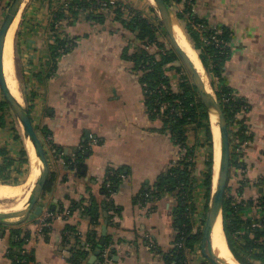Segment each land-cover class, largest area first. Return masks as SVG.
Returning <instances> with one entry per match:
<instances>
[{"label":"crops","instance_id":"obj_1","mask_svg":"<svg viewBox=\"0 0 264 264\" xmlns=\"http://www.w3.org/2000/svg\"><path fill=\"white\" fill-rule=\"evenodd\" d=\"M62 1L25 0L16 18V71L38 134L54 155L53 183L42 199L43 212L63 213L74 203L88 205L91 196L100 199L108 174L122 172L124 178L113 197L116 222L107 212L111 216L107 231L115 248L110 264H168L165 255L173 251L179 232L178 198L168 193L148 200L140 196L182 160L183 152L163 130V120L151 115L141 75L126 57V47L134 53L136 35L120 30L109 18L104 27L80 20L68 29L76 48L58 59L56 74L47 78L51 21ZM8 4V0L0 3V21ZM196 13L211 24L228 26L233 34L220 84L246 103L247 111L240 115L249 141L241 164L245 173L241 178L236 174L233 182L244 186L242 198L250 200L264 193V0H198ZM21 144L9 127L0 126V147L19 158ZM83 149L88 153L79 175L67 159ZM203 158L201 149L197 168ZM198 181L196 189L202 185V179ZM40 216L0 227V264H17L9 255L16 249L14 230L26 239L30 264H89L95 251L87 244L88 256L81 261L73 262L71 253L63 252L69 245L64 232L71 227L80 230L85 238L77 243L82 245L88 232L102 236L105 219L92 224L80 208L41 231ZM187 264L207 263L193 249L187 252Z\"/></svg>","mask_w":264,"mask_h":264},{"label":"trees","instance_id":"obj_2","mask_svg":"<svg viewBox=\"0 0 264 264\" xmlns=\"http://www.w3.org/2000/svg\"><path fill=\"white\" fill-rule=\"evenodd\" d=\"M1 1L2 0H0V3ZM11 1L12 0H8V6ZM101 1L108 4L112 2V0H65L60 3L57 9H55L51 21V32L53 33V42L50 46L51 61L48 64V66L51 65V68L50 73L47 74V78L56 74L58 69V59L61 56L69 54L76 48V40L69 34L68 29L76 22L80 21V14L83 11H89L84 18L87 22L97 26H106L108 20L107 15L98 12L99 2ZM166 1L170 2L171 0ZM172 1L180 5L182 12L178 13L177 17L182 21L184 17H187V14L192 10V6L198 0ZM153 11H155L154 8ZM114 14L116 23H120V30L126 29L135 33L136 39L139 43L144 40L154 42L155 30L148 19L137 14L129 21L126 19L124 20L123 16L125 13L121 8L115 9ZM199 17L195 16L194 21H204L203 17ZM221 28L223 32L219 38L222 40V44L218 48L213 46L207 47L206 50L201 52L200 58L207 72L214 74L215 77H218L219 80L223 81L222 66L225 60L229 57L230 52L228 44L230 43L233 34L228 26L222 25ZM186 30L190 38L194 41L195 48L200 49L199 36L192 28L190 21L186 24ZM63 35L64 37L70 38L68 40H74L75 44L70 48H65L68 41L66 40L67 38L65 39L62 37ZM63 49L64 54H61L60 50ZM124 51L127 59L134 63L135 70H137L141 75L140 82L144 85L146 105L153 118H157L161 103H167L172 105L174 108H183L184 110L181 115H171V121L169 119L163 120V130L169 132L174 143L178 145L184 153V158L169 169L164 175H161L154 187L140 196V199L142 198V200H148L152 197H160L161 195L167 193L177 196L178 204L175 213L179 232L176 242H182L184 246L182 248H174L171 253L165 255V260L168 264H186L188 250L196 249L198 242L201 239V234L194 232L195 222L193 215L196 212V202L194 196L196 180L193 178V173L196 169H200L199 172L203 175L201 186L206 192V209L209 207L213 189L214 139L211 129L210 115L206 111L195 87L190 86L187 81H184L181 84L182 91L180 92L170 87L168 91L162 94L158 93L157 89L161 83L171 85L170 78L166 76V70L163 69V67L177 61L175 53L168 55L164 54L162 55L161 60H156V57L151 55L143 47V45L135 53H130L128 47H126ZM211 60L213 62H211ZM148 62L150 63L147 64ZM39 75H41V73ZM212 85L214 87V82H212ZM146 91H148V93L150 92V95ZM232 94L231 89L227 86H222L221 89L217 91V95L224 107L227 117L231 134V146L233 142L232 136L234 135L233 128L235 124H239L234 117L237 112L246 106V103L242 100H233ZM159 97H161L159 101L160 104L156 102V99ZM227 98L230 99L229 103L225 102V99ZM11 112L12 111L8 104L4 101L3 96L0 94V126L5 127L8 125L6 124L7 122L4 117L7 115L8 117H11L13 115ZM166 113L169 114V111ZM8 123L9 129L15 135V138L17 140L22 139L20 134L16 132L13 121L10 120ZM193 126H195L197 133L203 137V139L199 138V146L205 153L203 158L205 166L204 170L202 169V165H200V168H197L198 161L194 162L195 146H188L189 129ZM240 130H242V132H240V137L246 138V135L244 134V127H241ZM21 145L22 147L19 152V158L12 156L6 147H0V184L17 185L20 184L27 176V167L30 165V159L24 144ZM87 153V150H79L75 155V158L67 159L69 167L76 169L79 175L83 174V160L87 156ZM234 163L235 162L233 161L232 165H234ZM123 174L124 173L119 171L108 174V178L100 191L101 198L99 199L96 196H91L88 205L84 206V213L89 217L92 224H100L101 219H106L105 213H109L111 209H115L114 200L111 198V191L115 193L118 191L119 185L124 178ZM22 177L24 178L21 180ZM52 181L53 180L51 179V181L47 184V191L51 189L53 183ZM108 183L112 184L111 188L107 187ZM242 190H245L244 186L231 183L229 181L223 209V225L227 242L233 255L241 264H256L255 262L264 264V228L256 229L252 232V236L245 235L243 237L246 240L245 244H241L240 239L236 238L238 231L249 226L250 222L246 219L244 213L248 210V208H255L259 206L262 207L264 211V193L250 200H244L242 198ZM81 206V203H74L71 210L73 212L77 211L81 208ZM110 220L111 216L108 215V223H110ZM69 231L74 230L71 227L69 228ZM12 233L14 240L13 246H16V249H11L9 251V255L15 259L14 261H16L17 264H30V262H32L30 255L28 253L24 255L22 254V251L26 249L24 246L26 239L24 237L21 238L19 230H14ZM102 239L103 236H99L94 231L88 232L86 235V242L79 245V247L75 250H72L71 261L78 262L88 256L89 251H87L84 246L86 244L91 247L92 251L100 250L98 260H101V253L109 246L112 240V235L107 231L104 244H101ZM112 251L114 256L115 248L112 249ZM23 258L27 259V263L20 262Z\"/></svg>","mask_w":264,"mask_h":264},{"label":"water","instance_id":"obj_3","mask_svg":"<svg viewBox=\"0 0 264 264\" xmlns=\"http://www.w3.org/2000/svg\"><path fill=\"white\" fill-rule=\"evenodd\" d=\"M24 1L25 0L11 1L6 11L3 22L0 26V91L4 98V101L8 104L13 115L21 123L25 132L26 139L29 138V140L34 145L37 158L39 162L42 164V169H41V174L32 190L30 200L25 206V208L19 212L0 213V226H16L24 223L25 221L31 219L34 216H40L43 213V206L39 205V203L47 192L46 189L47 184L52 179L51 165L48 160L45 143L38 134V131L35 127L31 115V111L28 107L21 106L14 99L7 85L5 73H4L3 58H4V48H5L7 35L11 26L13 25V23L15 22L18 16ZM153 1H154V7L158 11L162 25L165 29V32L172 44V47L176 55L179 57L184 67L186 68L191 78L192 84L195 87L206 111L209 113L210 118H211V113H214L220 127L221 153H220L219 173H218V179L215 185V189H212V195L208 207L207 218L200 239V249L202 256L209 264H223L217 259L215 253L213 252L212 229H213L214 221L217 218V216L220 213H222L223 215L225 195H226L228 183L230 181V174L232 167L231 134H230L227 117L221 102L217 99L215 94L211 90H209V88L202 82L201 76L199 75L195 66L193 65V63L191 62L185 51L178 44L171 27L172 16L175 15L177 17V15L172 10L171 5L166 0H153ZM178 20L180 19L178 18ZM192 47L196 50V48L193 45ZM214 175H215V168H214ZM213 186H214V177H213ZM105 217H106L105 225L102 228L103 239L101 244L105 243V236L107 234L108 213H105ZM99 255H100V250H96L91 257L89 264H97Z\"/></svg>","mask_w":264,"mask_h":264},{"label":"built area","instance_id":"obj_4","mask_svg":"<svg viewBox=\"0 0 264 264\" xmlns=\"http://www.w3.org/2000/svg\"><path fill=\"white\" fill-rule=\"evenodd\" d=\"M186 1V0H184ZM115 5L116 2L114 0H112V2H110V4L101 1L99 2V8H98V12L104 13L106 14L108 12V14H113L114 15V10H115ZM113 6V7H110ZM196 7H197V2L192 6V10L190 11V13L187 14V17L191 23L192 28L194 29V31L197 32L198 36H199V43H200V53L204 50H206L207 47L213 46L215 48H218L221 44H222V40L219 38V36L222 34L223 30L221 28V25H216V24H211L210 19H203L204 21L202 22H195V16L199 17L198 14L196 13ZM124 12V9H122ZM89 13V11H83L80 14V20L84 19L85 16ZM107 15V14H106ZM127 15V14H126ZM191 17V18H190ZM200 18V17H199ZM191 19V20H190ZM193 19V20H192ZM63 38H67L64 37V35L62 36ZM70 38H67L66 40L68 41L65 48H70L71 46H73L75 44V41H71L68 40ZM143 45V47L151 54L154 55L157 59L158 55H164V51L160 50L163 47L160 45H158L157 41L154 42H149V40H144L141 43H138L137 46L134 47L135 52L139 50V48ZM229 47V44H228ZM61 54H64V49L60 50ZM223 54V53H222ZM211 62H213L211 60ZM150 62H148L147 64H149ZM166 76L170 78V84H166V83H161L157 89L158 93L162 94L166 91L169 90V88L171 87L172 89H175L176 91H182V86L181 84L183 82L180 83L179 88L173 86V83L171 82L172 79H174L173 77L176 76V74L174 73H170L168 70H166ZM173 81V80H172ZM148 93V91H146ZM150 95V92L148 93ZM152 94V91H151ZM160 99L161 97L156 99V102L158 104H160ZM232 99L233 100H240V97H238L235 93L232 94ZM225 102L229 103L230 99H225ZM169 111V114H167L166 112ZM183 108H174L172 107V105L167 104V103H161V107L158 111L157 114V118H161L162 120L164 119H171L172 116L174 114H178L181 115L183 113ZM247 108L246 106L243 107L239 112L236 113L234 119L239 122V124H235L234 128H233V133L234 135L232 136V146H231V151H232V162L234 161V165H232L231 170H234V176L233 178H235V175L237 174L238 176L243 175L245 173L244 171V167L241 166V164H243V152H244V148L245 146L248 144V140L247 137L246 138H241L240 137V132H242L241 127L244 126V123L240 120V115L243 114V112H246ZM171 121V120H170ZM189 147L190 144H188ZM182 159L184 158V153L181 157ZM231 179V178H230ZM108 188L112 187L111 183L107 184ZM116 195L115 192L111 191V198H113ZM257 197V196H256ZM87 203V202H86ZM84 205H87L84 203ZM81 211L84 212V206L81 207ZM114 209H111L109 212V214H111L112 216V223L116 222V214L114 212ZM112 212V213H111ZM245 213L246 219L249 220V226L246 227L245 229H242L240 231L237 232V239H240L241 244H245V239L243 238L245 235H250L252 236V232H254L256 229H263L264 228V211L262 207H251L248 208V210ZM72 214V210L71 209H67L66 211H64L63 213H55L52 212L50 210H46L44 211L41 216H40V230L44 231L46 229H49L52 225V223L56 220H60L63 218H67ZM194 217V222H195V214L193 215ZM194 232H195V227H194ZM64 236L65 239L68 242V246L67 248H65L66 250H64L63 252H69L72 255V250H75L76 248L79 247V240H84L85 236L84 234L78 230V231H65L64 232ZM78 242V243H77ZM72 245H71V244ZM184 245L182 242H175L174 244V248H182ZM112 249H114V244L113 242H110L109 246L106 247L102 253H101V260L97 261V264H110L111 260H112V256H113V251ZM28 251L27 249L22 251V254H27ZM21 263H27V259L23 258L20 261ZM187 264V261H186Z\"/></svg>","mask_w":264,"mask_h":264},{"label":"bare ground","instance_id":"obj_5","mask_svg":"<svg viewBox=\"0 0 264 264\" xmlns=\"http://www.w3.org/2000/svg\"><path fill=\"white\" fill-rule=\"evenodd\" d=\"M154 4L153 0H149ZM20 19V18H19ZM18 19L11 26L4 48V73L7 85L14 99L21 106L24 105V98L21 101V89L19 86V78L15 73V63H14V35L16 28L18 26ZM171 27L173 34L181 46V48L188 55L189 59L195 66L199 75L201 76L202 82L212 90L210 87L209 76L203 67V64L199 58L198 52L192 47L188 34L186 33L181 21L173 15L171 19ZM211 129L214 139V163H215V175H214V186L218 179L219 165H220V127L217 122V118L214 113H211ZM24 134V133H23ZM25 135V134H24ZM27 152L30 159V170L27 176L23 179L20 184L17 185H5L0 184V213L9 212H19L25 208L30 200L32 190L41 174L42 164L39 162L34 145L27 138ZM212 245L213 252L215 253L217 259L223 264H241L233 255L229 248L226 234L223 225V215L220 213L214 221L212 229Z\"/></svg>","mask_w":264,"mask_h":264},{"label":"rangeland","instance_id":"obj_6","mask_svg":"<svg viewBox=\"0 0 264 264\" xmlns=\"http://www.w3.org/2000/svg\"><path fill=\"white\" fill-rule=\"evenodd\" d=\"M64 1L65 0H63L62 2H64ZM114 1H116V3H117V5H115V7H114L115 9H118V8L124 9V13H125V15L123 16L124 20L126 19V20L129 21L137 14L142 16V17H144V18H146V19H148L150 24L153 26V28L155 30V40L154 41H157L158 45L159 46L161 45L163 47L160 50H163L165 52L164 53L165 55H168V54H171V53H175V51H174V49L172 47V44H171V42H170V40H169V38H168V36H167V34L165 32V29H164V27L162 25L160 16L158 14V11L154 7V4H152L149 0H114ZM168 3L171 5L172 10L174 11V13L176 15L178 13L182 12L181 7H179V6H178L179 8L176 7V5H177L176 2L171 0ZM8 7L9 6H7L5 11H7ZM153 8L155 9V11H153ZM5 14H6V12L1 17L0 26H1L2 22H3ZM106 14H107V17L111 20V22L113 21V22L116 23L115 14L114 15L113 14H108V12ZM188 21H189L188 17H184V19L181 21V24L183 25L185 30H186V24L188 23ZM116 24L120 25V23H118V22ZM16 30H17V28H16ZM186 32H187V30H186ZM15 34H16V31H15ZM187 34H188V32H187ZM188 36H189V34H188ZM189 39H190L192 45L194 46V41L190 38V36H189ZM134 41L135 42H132V48L133 49L139 43V41L137 39L134 40ZM14 43H15V35H14ZM128 46L131 48V44L128 45ZM134 53H135V50H134ZM198 54H199V57H200V53L199 52H198ZM157 59L161 60L162 59V55H158ZM14 63H15V45H14ZM163 69L168 70L170 73L176 74V76L173 77L174 79H172L173 81L171 80V82L173 83V86L179 88L180 83L183 82L184 80L187 81L188 84H190V86H193L191 78H190L186 68L184 67L182 61L179 59L178 56H177V61L165 65L163 67ZM15 73H16V76L19 78V83H20L19 86H20V89H21V101H23L22 99L24 98V105L29 108V106L27 104V101H26V99L24 97L23 91H22V85H21L19 74L16 71V65H15ZM207 74L209 76L210 87H212L211 91L215 94V96L219 100V97L217 95V91L221 89L222 84H220V80L218 79V77H215L214 74H212V73L210 74L208 72H207ZM212 82H214V87L212 85ZM0 94H1V91H0ZM4 118H5V121L7 122L6 124H8V125H6L7 127H9L8 121L9 120L13 121L14 126H15V130L22 137L23 144H24V146L26 148L27 147V139H26V137L24 135L25 132H24V129H23L21 123L16 119V117L14 115H12L11 117H8V115H7ZM210 122L212 124L211 118H210ZM189 136H191L193 138V144L191 142H190V144L195 146L194 162H197L198 158H199V153L201 152L202 148L199 146L200 145L199 144L200 135H199V133H197L195 126L190 127ZM45 147H46V150H47L48 160H49L50 165H51V156H54V155H52V153H50V148H47V146H45ZM204 155H205V153H204ZM201 164H202V169L204 170L205 166H204L203 161L201 162ZM29 170H30V166L27 167V173H29ZM234 173H235V171L231 170V174H230V178H231L230 182L231 183H234L233 182ZM201 175L202 174L196 169L194 171V173H193V178L195 180H197V181H198V179H202L203 180V175H202V177H201ZM23 178L24 177H22L21 180ZM205 194H206L205 189L202 188V186L199 189L195 188V195H194L195 196V202H196L195 203V207H196V212H195V232L199 233L201 235H202V231H203L204 226H205V221H206L207 213H208V209H206L207 198H206ZM39 205L44 206L43 203H42V200L40 201ZM201 235H200V237H201ZM196 250H197V255L200 258H202L204 261H206L205 258L202 256V253H201L200 241L198 242ZM206 263L209 264L207 261H206ZM255 263L256 264H260L259 262H255Z\"/></svg>","mask_w":264,"mask_h":264}]
</instances>
